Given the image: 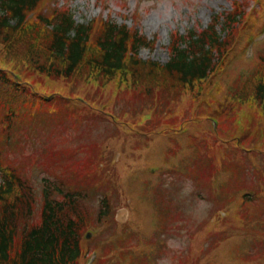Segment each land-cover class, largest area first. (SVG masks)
Returning a JSON list of instances; mask_svg holds the SVG:
<instances>
[{
	"label": "trees",
	"instance_id": "16d2710c",
	"mask_svg": "<svg viewBox=\"0 0 264 264\" xmlns=\"http://www.w3.org/2000/svg\"><path fill=\"white\" fill-rule=\"evenodd\" d=\"M248 6L247 0H236L231 10L214 13L207 26L174 32L170 57L162 63L140 55L142 48L155 46L156 37L149 38L126 23L102 17L79 22L66 1L0 0V264H80L85 254L83 234L92 227L88 190L66 186L57 178L44 179L42 209L40 216L36 215L37 196L29 177L23 174L30 164L41 169L60 167L59 159L66 158L70 151L44 141L36 150L30 149L28 138L37 131V119H52L51 130L64 125L68 117L81 124L85 118L100 116L113 122L119 132L134 136L141 163L132 175L140 176L133 180L125 175L123 184L140 186L142 210L158 203L157 186L145 178L150 175L149 142H155V138L161 146L157 157L165 163L164 172L181 171L171 160L182 149L199 147L212 160L214 169L207 160L204 169H193L196 175L191 176L195 178L218 173V165L234 154L245 159L244 151L250 149L235 142L237 130L264 132V50L258 53L247 77L237 78L233 87L228 84V88L220 89L227 81L226 76H220L230 57L243 49L256 12ZM126 95L133 98L131 111H117V99ZM226 98L232 100L228 105ZM182 101L195 112L190 115L186 108L180 116L174 114L173 102ZM210 109L222 120L231 117V135L224 136L223 124L213 130L206 116ZM205 121L207 126L201 129L197 123ZM182 140L187 147L183 148ZM233 146L241 149L235 152ZM81 149H97L77 164L84 166L79 172L84 171L86 184L102 189L112 180L104 149L95 141L74 150ZM21 152L23 158L14 164ZM260 152L264 155V149ZM247 155L249 160L254 158L250 152ZM205 156L201 157L203 162ZM95 161L98 164L92 167ZM252 195L250 191L241 196L222 194L216 218L192 236L191 261L195 252L204 250L210 233H222L213 245L217 248L241 227V218L259 216L264 223L260 214L264 202L258 206L253 203L255 197L250 201ZM225 196L238 198L225 200ZM96 210L94 222L109 220L114 211L110 190ZM250 226L247 223L245 227Z\"/></svg>",
	"mask_w": 264,
	"mask_h": 264
},
{
	"label": "rangeland",
	"instance_id": "374dc122",
	"mask_svg": "<svg viewBox=\"0 0 264 264\" xmlns=\"http://www.w3.org/2000/svg\"><path fill=\"white\" fill-rule=\"evenodd\" d=\"M67 1L72 6L78 21H89L97 16L104 18L111 17L119 22L125 21L130 26H136L150 38L156 36L157 44L152 48H142L140 54L144 59L150 58L166 62L169 59V44L171 42V35L174 32L185 33L191 27L206 26L211 21L214 13L229 10L233 0ZM247 1L251 3V7L259 2L253 0ZM250 30L253 29L250 27L248 34L251 32ZM246 42L247 38L245 39V44ZM258 43L260 42H256V46L249 45L246 47V51L243 52L244 56L238 54L234 61L232 60L231 66L228 67L230 74L235 75V71H239L241 68L242 74L247 72L243 70L247 64L244 62L240 66L239 62L247 61L246 56L252 57L251 49L254 48L256 51L263 50L264 47H258ZM231 76L226 77L227 81L220 86V89H225L228 86V80ZM128 102H133V98L128 95L121 96L115 103V109L121 111L123 108L129 107ZM186 108L190 115L195 112L192 106L186 107L183 101L173 102L174 114L178 116ZM129 110L131 111V107ZM207 112L213 113L211 110ZM76 120L74 117H68L64 125H55L51 130H48L51 122L48 118L44 117L36 120L35 123L38 130L37 132H31L32 136L28 138V142H30V149L33 150L41 146L42 141L50 142L51 144L55 142L59 146L69 148L70 151L73 150V153L67 152L66 158H60L58 162L62 166L66 165V169H68L65 177L68 183L76 178L75 173L70 168L79 167L77 164L78 160L87 158L91 152H97V149L93 151L89 149L74 150L77 146L95 141L100 143L101 148L104 149L103 158L105 163L109 165L107 170L112 169V180L110 178L104 184L103 189L104 191L111 188L115 190L112 195L115 211L112 212L110 221L103 222L97 220L94 222L93 217L97 214L96 209L104 194H100L101 188L92 190V187L89 186L91 192L87 199L88 201H86L92 206L89 219L92 221L91 225L94 227L92 234L94 237L90 242V246L91 249L95 247L98 249L92 254V258L90 259V263L92 264H193L190 261L192 233L214 215L215 209L223 201V193H221L223 190L221 183L218 181V175L221 180L231 181L225 185V193L227 195L241 196L246 191H250L253 194L250 201L254 197L257 201H264V157L259 154L261 153V149H264V139L262 136H258V133V137L256 138V134L250 136L247 132H239L237 130L238 137L235 139V142L247 147L251 146L250 150L245 149L254 157L251 159V162L248 160L244 164L241 156L234 154L226 163L218 165V173L209 175L208 178L204 176L202 178L191 176L196 175L193 169H204L207 160L210 165H213L211 158L205 156L199 147H196L193 151L191 149H182L180 154H176L172 158L171 163L177 167H181L182 173L176 170L164 172L166 168L165 163L161 158L157 157V154H161V146L157 145L154 147V144H157V138H155V142H149L151 144L150 148H152L149 154L151 156L150 164L155 163L158 169L156 167L148 168L150 175L145 178L151 185L160 186V197L164 202H156L155 207L158 209L159 216L163 215L162 218L168 214L164 225L168 230L165 232L158 230V224L160 225L161 222L157 216H154V210H149V214H153V216H147L143 212L145 209L142 210L140 208L139 204L141 200L139 196L133 193L131 203L138 216H134L132 223H130L128 218L131 212L127 208V199L121 186H123L124 176H131L133 170L140 166L141 161L137 160V156L140 154L137 149L139 143L137 142L136 146L135 137L124 131L119 132L114 123L109 119L100 116H90L84 119L81 124L75 122ZM209 121L211 120H208V123ZM197 124L200 125L201 129L203 125L207 126L206 121ZM226 133L227 135H231L233 131L228 130ZM181 143L183 148L187 147V145H184L183 140ZM232 148L235 152L241 149L237 146H233ZM28 152L31 153V151ZM203 155L206 162L202 161L201 157ZM20 158L22 159L23 156H20ZM147 160L148 157L144 161ZM19 161L20 159H17L15 164ZM97 164L98 162L95 161L92 163V167H95ZM50 169L55 171L56 174H62L60 171H56L53 166H50ZM32 170H38V168L32 165ZM28 173L33 177L32 180L41 195L44 172H41L39 175L29 171ZM51 177L54 178L55 176ZM261 177H263V182L261 181ZM115 179L117 183H115ZM253 179L259 182L253 184ZM126 190L132 192L133 188L128 187ZM225 197L228 200H236L238 198ZM38 205L40 207L41 202ZM224 211L226 212L227 210L224 209ZM117 219L125 221L124 225H120ZM214 219L210 220L211 223ZM238 223L241 227L231 232L227 242L222 243L214 249H212L211 245L219 238V234L213 235L208 240L203 251L194 253V263L264 264V229L260 227V218L258 216H246L245 218H241ZM247 223L251 224V226L245 227ZM133 224L139 225V232L137 226ZM99 229L100 232H98ZM151 235H154L158 240L162 238L165 241L164 245L154 244L157 249L155 253L153 252L156 260L147 254L149 249L147 245L139 246L141 237L146 236L147 238V236ZM86 248L89 247L87 246ZM96 253L97 257H95ZM196 253L200 254L199 257H197Z\"/></svg>",
	"mask_w": 264,
	"mask_h": 264
}]
</instances>
